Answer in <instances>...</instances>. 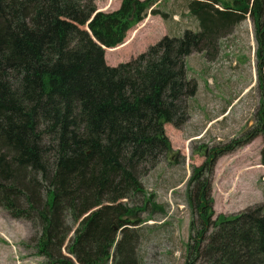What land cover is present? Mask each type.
<instances>
[{"label":"trees","instance_id":"obj_1","mask_svg":"<svg viewBox=\"0 0 264 264\" xmlns=\"http://www.w3.org/2000/svg\"><path fill=\"white\" fill-rule=\"evenodd\" d=\"M167 2L121 0L104 11L96 0H0V207L32 223L50 264H141L144 177L175 154L165 124L185 125L198 91L186 58L211 55L250 17L264 59V0ZM184 9L195 26L107 63L105 47L115 51L148 14L166 21ZM257 117L243 140L192 166L184 264H264L262 208L214 218L212 194L217 159L264 139V104Z\"/></svg>","mask_w":264,"mask_h":264},{"label":"rangeland","instance_id":"obj_2","mask_svg":"<svg viewBox=\"0 0 264 264\" xmlns=\"http://www.w3.org/2000/svg\"><path fill=\"white\" fill-rule=\"evenodd\" d=\"M182 1L168 0L166 5L182 8ZM96 3L99 10L111 11L120 6L121 0H96ZM195 23L185 9L183 14H176V20L164 22L148 14L129 30L121 46L115 51L106 49V61L110 65L130 61L164 35L181 34ZM258 50L254 25L248 17L220 39L211 55L194 51L186 58L189 76L198 81V91L189 99L187 123L181 128L165 124L175 154L163 156L144 177L149 193L147 209L141 212V218L146 220L139 246L141 264H184L193 218L187 180L192 166L206 159V150L240 139L257 124L258 109L264 104V59L258 57ZM263 146L264 139L259 135L217 159L212 185L214 218L250 207H261L264 213ZM68 243L69 239L62 248L65 255H70ZM0 264H50L49 258L38 252L32 223L13 218L2 207Z\"/></svg>","mask_w":264,"mask_h":264},{"label":"crops","instance_id":"obj_3","mask_svg":"<svg viewBox=\"0 0 264 264\" xmlns=\"http://www.w3.org/2000/svg\"><path fill=\"white\" fill-rule=\"evenodd\" d=\"M152 16V15H151ZM153 16H155V15H153ZM156 16H158V18L160 19V20H162L163 22L165 21L160 15H156ZM174 19L176 20V16H174Z\"/></svg>","mask_w":264,"mask_h":264},{"label":"water","instance_id":"obj_4","mask_svg":"<svg viewBox=\"0 0 264 264\" xmlns=\"http://www.w3.org/2000/svg\"><path fill=\"white\" fill-rule=\"evenodd\" d=\"M88 29H89V27H87ZM90 30V29H89ZM107 47H105V49H106Z\"/></svg>","mask_w":264,"mask_h":264},{"label":"bare ground","instance_id":"obj_5","mask_svg":"<svg viewBox=\"0 0 264 264\" xmlns=\"http://www.w3.org/2000/svg\"><path fill=\"white\" fill-rule=\"evenodd\" d=\"M123 44V43H122ZM108 49V48H107Z\"/></svg>","mask_w":264,"mask_h":264}]
</instances>
